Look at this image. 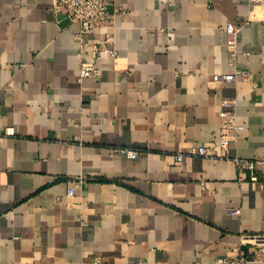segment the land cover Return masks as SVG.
Listing matches in <instances>:
<instances>
[{
    "label": "crops",
    "instance_id": "crops-1",
    "mask_svg": "<svg viewBox=\"0 0 264 264\" xmlns=\"http://www.w3.org/2000/svg\"><path fill=\"white\" fill-rule=\"evenodd\" d=\"M113 3L119 59L95 56L109 30L94 29L84 57L101 77L81 83L79 26L62 25L55 0H0V264L253 259L264 248V185L240 183L219 158V111L236 100L244 128L229 157H263L264 6ZM229 23L250 78L214 83L234 72ZM198 147L219 157L188 155ZM118 148L141 155L113 156ZM80 179L87 185L68 198Z\"/></svg>",
    "mask_w": 264,
    "mask_h": 264
},
{
    "label": "built area",
    "instance_id": "built-area-1",
    "mask_svg": "<svg viewBox=\"0 0 264 264\" xmlns=\"http://www.w3.org/2000/svg\"><path fill=\"white\" fill-rule=\"evenodd\" d=\"M251 4L256 6H264V0H249ZM114 0H55L54 12L58 17H64L70 20L71 23L79 26V31L75 34V40L79 46L78 56L81 61L80 75L78 82H83L87 79L98 80L101 77L100 70L96 65L91 64L84 57V51L90 47L86 36L96 28H105L109 30L100 44L91 46L97 58L104 55L109 56L113 60L119 59V51L116 47L114 33L112 32L115 22V14L111 13V7ZM121 16L123 15L120 14ZM227 44L230 53V66L234 68L232 74L224 76H212L214 83H234L239 80H248L250 73L238 69L237 54H238V30L232 23H229L227 28ZM246 53V52H245ZM257 84H254L256 88ZM221 120V142L222 155L219 157L215 152L211 153L205 147L192 148L188 155L198 158H224L234 164L238 173V181L240 183H262L264 185V156L254 159H244L240 157L230 158L228 155V145L235 141V136L244 130L237 122V101L234 99H225L221 104L219 111ZM141 155L139 150L131 148H118L113 152V156H122L131 160H136ZM184 158L183 154L176 156V161L181 162ZM85 180H75L72 186L68 189V198H74L76 188L85 186ZM232 214H238V210H233ZM249 261L264 264V248H258L254 251V257L250 260L244 255L231 260L229 264H247ZM99 262V260H97Z\"/></svg>",
    "mask_w": 264,
    "mask_h": 264
},
{
    "label": "water",
    "instance_id": "water-1",
    "mask_svg": "<svg viewBox=\"0 0 264 264\" xmlns=\"http://www.w3.org/2000/svg\"><path fill=\"white\" fill-rule=\"evenodd\" d=\"M61 19L63 20V22H62L63 26L68 25L70 23V20L67 18L61 17Z\"/></svg>",
    "mask_w": 264,
    "mask_h": 264
}]
</instances>
